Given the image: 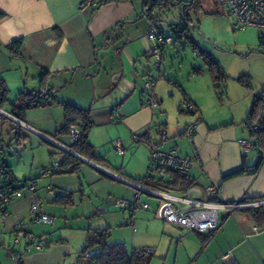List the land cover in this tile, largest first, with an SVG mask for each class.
I'll use <instances>...</instances> for the list:
<instances>
[{
  "label": "crops",
  "instance_id": "1",
  "mask_svg": "<svg viewBox=\"0 0 264 264\" xmlns=\"http://www.w3.org/2000/svg\"><path fill=\"white\" fill-rule=\"evenodd\" d=\"M82 1L0 0V77L7 84L9 99L14 101L22 92H33L46 94L50 101L49 105L25 112L22 118L25 126L20 127L21 151L5 156L4 161L11 170L9 158H22L26 144L31 143L30 134L61 153V149L39 134L54 143L69 145L68 135L57 132L64 123L66 104L89 114L93 124L88 138L97 157L88 159L80 155L88 162L78 158L80 165L76 172L50 177L36 172L35 192L43 200V212L54 218L50 225H55L58 232L52 234L51 230L37 228L43 224L32 221L30 195L21 191L7 204L0 220V264H17L12 251L20 254L23 264L77 263L87 229L103 227L110 228L112 242H123L129 249L151 248L153 255L148 264H225L230 260L238 264H264V227H257L243 208L220 212L219 228L205 240V234L168 224L155 215L159 200L144 193L141 200L150 207L135 210L133 231L127 224L128 211L118 206L117 201L130 198L133 190L119 177L137 180L134 174L109 158L101 142L108 128L114 126L129 134L131 142L143 143L148 148L144 141L135 142L133 135L146 132L143 138L156 140L162 125L168 136L165 147L175 146L183 155L197 156L189 174L193 185L202 188L206 183L214 184L216 198L224 202H236L243 197L260 199L264 197V162L255 174L244 172L224 177L242 167L243 157L247 165H252L259 154L264 155V144L252 145L247 151L239 144V140L249 139L244 121L253 93L262 90L253 86L249 89L237 82L240 90L228 92V76L224 92L219 95L213 87L212 75L206 70L200 75L189 73V78L199 84L198 93L183 90L174 78L153 74L154 59L148 51L154 41L146 38L152 19L145 13L144 0H108L100 4L94 0L89 6H81ZM16 39L22 40L20 54L8 50V45ZM162 53L163 49L161 61ZM200 59L199 66L203 64ZM146 75L155 80L153 94L160 101L155 108L145 104L142 85ZM171 86L178 88L181 97ZM185 100L194 106L195 112L181 111ZM214 101L221 108L227 105L229 112L219 111ZM10 107L7 103L4 111L9 113ZM174 107L179 114L187 113L190 117L170 118ZM191 123H195V129L189 139L184 131ZM15 128L12 122L1 123L0 136L9 141ZM115 139L121 142L124 154L119 155L124 157L128 142L120 136ZM49 153L52 161L60 159L61 155L57 158L53 156L55 152ZM148 158L147 154L146 161ZM11 174L19 180L12 170ZM47 185H52L53 195L47 194ZM93 188H96L95 195ZM69 194L71 204L57 203L58 195ZM96 212L101 216L97 217ZM137 212L146 219L145 223H139L141 230L134 221ZM17 221L27 235L45 237L48 244L41 250L27 245L25 239L14 245ZM91 252L96 253L97 248Z\"/></svg>",
  "mask_w": 264,
  "mask_h": 264
},
{
  "label": "built area",
  "instance_id": "2",
  "mask_svg": "<svg viewBox=\"0 0 264 264\" xmlns=\"http://www.w3.org/2000/svg\"><path fill=\"white\" fill-rule=\"evenodd\" d=\"M148 1V0H145ZM94 0H83L81 6L93 5ZM218 5L222 10L233 16L232 28L234 30H242L246 27H255L258 29L259 42L264 46V0H217ZM146 38L154 41V46L148 51V54L154 59V67L159 68L161 60L162 48L172 42V37L166 36L161 30L152 23L146 34ZM155 80L152 76L146 75L143 79L142 89L146 91L145 104L155 108L159 105V100L154 97L153 91ZM43 101V99H41ZM48 101V100H47ZM183 109L191 112L195 110L194 106L183 101L181 104ZM1 114L16 126L15 136L9 142H5L0 138V154L9 150L14 154L20 150L19 148V131L18 129L25 126L24 123L17 118L16 115L9 114L0 110ZM248 130H256L257 125L245 126ZM195 129V123L187 125L184 134L190 139ZM80 135V127L72 125L69 129V140L73 142ZM158 139L139 138L137 134L133 135V139L144 141L148 145L149 158L145 175L140 181H131L123 177L120 180L130 184L133 188L130 198L118 199L117 205L128 211L130 218L127 224L131 229L135 230V225L132 220V215L137 208L148 209L150 206L141 200L144 193L153 195L158 198L159 205L155 210V215L161 218L168 224L179 228L195 231L200 234H211L219 228L220 212L233 211L235 209L259 206L264 204L258 202H224L216 199L217 187L212 183H206L202 188L195 185H190L186 188L173 187L170 174L178 173L181 175H189L193 165L197 162L196 155H183L175 146L165 147L168 141L167 131L162 125L158 128ZM62 150L71 154L74 152L69 146L57 143ZM239 144L244 151L252 147L250 139H241ZM114 147L118 154H124V148L120 141L114 143ZM60 161L54 160L46 167L40 169L41 176L50 177L53 173L61 169ZM4 178V180H2ZM0 220L3 219L4 211L7 204L16 198L21 191L25 190L30 195L29 213L32 216V221L35 224H51L53 218L43 212V200L35 192L36 181L27 180L21 188H15L11 184L10 179L3 176V169L0 166ZM46 192L49 195L54 194L52 185L46 186ZM26 244L41 250L48 242L47 238L29 236L24 231L20 221L16 222L13 234V244H19L22 240ZM0 243V247H1ZM153 252L152 249H150ZM15 258L18 260L20 254L12 251ZM224 258V256L222 257ZM77 264V263H73Z\"/></svg>",
  "mask_w": 264,
  "mask_h": 264
},
{
  "label": "rangeland",
  "instance_id": "3",
  "mask_svg": "<svg viewBox=\"0 0 264 264\" xmlns=\"http://www.w3.org/2000/svg\"><path fill=\"white\" fill-rule=\"evenodd\" d=\"M186 13L190 19L189 30L191 38L199 47L207 49L217 59L229 76L226 82L228 92L233 89L240 90L236 81V77L240 74H249L252 77L251 85L257 90H264V46L259 42L258 29L255 27H246L242 30H234L232 28L233 16L228 14L225 10H222L217 0L194 1L192 5L188 7ZM154 14L161 21L175 23L174 21L181 17L182 10L181 7L176 5L164 9H156L154 10ZM164 33L166 36L172 37L173 40L172 43L165 45L163 48L160 65L161 69L158 71V69L153 67L155 69L153 74L156 76L159 73L161 76L174 78L183 90L189 89L190 93L195 91L198 93L199 84L194 78H189L191 67L194 65L199 66L201 63L198 51L195 50L190 43L185 42V40L174 39V35L169 28L166 29ZM170 89L181 97V92L178 88L171 86ZM143 94L146 98V91H144ZM168 98L171 99L173 97L168 96ZM214 103L217 109L222 113L229 112L226 103H224L226 106H222V108L218 107L220 106L218 102L214 101ZM171 111L172 116L170 114V118L175 116L176 119L178 115L190 117L187 113L179 114L177 112V107L172 108ZM30 135L31 143L29 142L26 144L27 148L22 158L19 159L17 156L9 158L12 164V173L19 180L24 177L32 179L37 175L36 172H39L42 167L50 165L52 163V157L49 151L55 152V155H53L54 157L58 158L60 156L56 147L41 140L36 135ZM119 136L123 141L126 140L128 142L126 144L127 148L124 157H121L113 146L115 142L113 139ZM104 137L105 139L101 141L102 146L111 160L122 165L126 172L134 174L132 176H134L133 178L135 179L145 174L148 161H146V159L147 154L149 156V151L143 143L135 144L131 142L129 134L126 135L124 130L115 128L114 126L108 128ZM19 148L20 150L17 153L21 151L20 142ZM92 190V192H94L93 195H95L96 188ZM114 211H117V209ZM141 211L146 212V210ZM95 215H97V217L101 216L97 212ZM145 220V218L144 220L141 218L139 212H137V214L135 213L134 221H136L138 230H141L139 223L141 221L145 223ZM149 224L150 222L148 225ZM54 226L53 224L52 226L50 224H43L37 225V228H46L47 231L51 230L53 234L58 232ZM143 227H145V224H143ZM121 234L123 235V233ZM57 236L58 233H56V237ZM148 236L149 238L151 237L150 234H148Z\"/></svg>",
  "mask_w": 264,
  "mask_h": 264
},
{
  "label": "trees",
  "instance_id": "4",
  "mask_svg": "<svg viewBox=\"0 0 264 264\" xmlns=\"http://www.w3.org/2000/svg\"><path fill=\"white\" fill-rule=\"evenodd\" d=\"M108 0H99V4L106 2ZM197 0H144V8L148 17H151L152 23H154L153 14L156 9H164L169 6H178L181 7L182 14L181 17L178 18L179 23H173V26L169 28L174 35V39L176 40H185V42L190 43L195 50L198 51L200 57L202 58L203 64L201 66L194 65L191 68V74L200 75L205 70L208 71L213 78V87L217 91V94L221 95L224 92V84L228 78V75L217 61V59L204 48L199 47L190 35V19L187 15V9L192 5V3ZM1 16V14H0ZM258 34V39H259ZM22 40L16 39L8 45V50L10 53L20 54ZM44 74V73H43ZM42 74V75H43ZM236 81L249 88L252 89L251 85V76L249 74H240L236 77ZM44 93H33V92H22L18 94V96L14 99V101H10L9 99V89L7 84L3 78L0 77V110H5V105L7 103L10 104V114L16 115L17 118L22 120L25 112L29 109L46 106L50 104V101L45 97ZM43 99V101H41ZM48 100V101H47ZM189 102V101H188ZM196 110V109H195ZM195 110L193 112H195ZM181 111H185L187 113H193L187 109L181 108ZM8 121L0 112V125L1 123ZM245 126H251L253 124L257 125L256 130H249V139L251 140L253 145H261L264 144V90L253 93V98L247 112V116L245 118ZM93 122L91 121L89 114L86 110L81 109L72 104H66L64 107V123L57 130L58 134L68 135L69 129L72 125H78L80 127V135L79 137L70 142L69 147L75 153L88 158L94 159L97 158L94 153V146L91 144L88 138V133L90 127ZM19 131V141L21 137L20 128ZM17 131L14 132V135ZM139 138H142L143 135H146V132L143 134H137ZM5 142H9L0 136ZM69 139V137H68ZM137 142V140H134ZM9 154H14L13 152L7 150L5 153L0 154V166L3 169V176L10 179L11 184L15 188H21L27 180H34V178L23 179V180H15L11 174V170L9 166L4 161L5 156ZM52 154V153H51ZM60 165L61 169L56 173L63 172H76L80 165V160L73 156L72 154L61 149L60 153ZM264 162V155L259 154L256 161L252 165H247L244 161H242V167L235 171L234 173L225 176L224 179L231 178L237 176L241 173L248 172L251 174H255L260 166ZM41 175V172L39 170ZM144 177V176H143ZM138 178L135 179L140 181L143 179ZM172 186L173 187H181L186 188L190 185H193V181L189 175H181L178 173L170 174ZM4 180V178H2ZM1 181V179H0ZM244 199L239 200L241 203H249V202H258L264 201V197L260 199ZM217 199V198H216ZM218 200V199H217ZM56 201L60 205H68L72 203L71 194L69 195H58L56 197ZM220 201V200H218ZM245 213L249 214L257 227H264V204L259 206L246 207L241 209ZM200 234V233H199ZM202 235V234H201ZM211 234H205V240H207ZM110 228H88L85 242L81 250L79 251V258L77 264H148L153 252L150 251L151 248L144 247L139 249H129L123 242H112L110 241ZM97 248V252H91L92 249ZM17 264H23L21 259L17 260ZM225 264H238L235 260H230Z\"/></svg>",
  "mask_w": 264,
  "mask_h": 264
},
{
  "label": "water",
  "instance_id": "5",
  "mask_svg": "<svg viewBox=\"0 0 264 264\" xmlns=\"http://www.w3.org/2000/svg\"><path fill=\"white\" fill-rule=\"evenodd\" d=\"M153 19H154V24L159 28L161 29L163 32L168 29V28H171L173 26V23L172 22H164V21H161L159 20V18L153 14ZM161 61V60H160ZM160 65V64H159ZM41 137H43L45 140L53 143L54 145H56L59 149H61V147L57 144V143H54L51 139L47 138L45 135L43 134H39ZM63 149V148H62ZM65 150V149H64ZM71 154L77 158H79L80 160L82 161H85V162H88V160L82 158L80 155H78L77 153L75 152H71ZM126 183V182H125ZM128 184V183H127ZM130 185V184H129Z\"/></svg>",
  "mask_w": 264,
  "mask_h": 264
},
{
  "label": "clouds",
  "instance_id": "6",
  "mask_svg": "<svg viewBox=\"0 0 264 264\" xmlns=\"http://www.w3.org/2000/svg\"><path fill=\"white\" fill-rule=\"evenodd\" d=\"M145 13H146V11H145ZM160 30H161V29H160ZM161 32H163V31L161 30ZM163 33H164V32H163ZM164 34H165V33H164ZM172 40H173V38H172ZM171 43H172V42H171ZM169 44H170V43H169ZM166 45H167V44H166ZM164 47H165V46H164ZM164 47H163V48H164ZM163 48H162V49H163ZM161 52H162V51H161ZM158 70H159V68H158ZM142 90H143V89H142ZM2 111H4V110H2ZM5 112H6V111H5ZM7 113H8V112H7ZM9 114H10V113H9ZM7 120H8V119H7ZM8 121H9V120H8ZM21 121H22V120H21ZM9 122H11V121H9Z\"/></svg>",
  "mask_w": 264,
  "mask_h": 264
},
{
  "label": "flooded vegetation",
  "instance_id": "7",
  "mask_svg": "<svg viewBox=\"0 0 264 264\" xmlns=\"http://www.w3.org/2000/svg\"><path fill=\"white\" fill-rule=\"evenodd\" d=\"M175 23H179V20L174 21Z\"/></svg>",
  "mask_w": 264,
  "mask_h": 264
}]
</instances>
